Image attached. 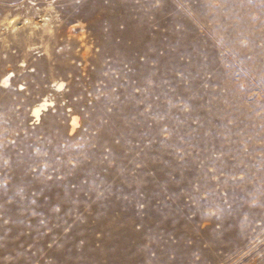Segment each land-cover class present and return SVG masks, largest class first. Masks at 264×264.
Segmentation results:
<instances>
[{
  "label": "rangeland",
  "instance_id": "1",
  "mask_svg": "<svg viewBox=\"0 0 264 264\" xmlns=\"http://www.w3.org/2000/svg\"><path fill=\"white\" fill-rule=\"evenodd\" d=\"M0 264H264V0H0Z\"/></svg>",
  "mask_w": 264,
  "mask_h": 264
},
{
  "label": "bare ground",
  "instance_id": "2",
  "mask_svg": "<svg viewBox=\"0 0 264 264\" xmlns=\"http://www.w3.org/2000/svg\"><path fill=\"white\" fill-rule=\"evenodd\" d=\"M49 104L50 103L46 101L34 108L33 113L37 121L40 120L43 111L47 110V107L49 106Z\"/></svg>",
  "mask_w": 264,
  "mask_h": 264
}]
</instances>
